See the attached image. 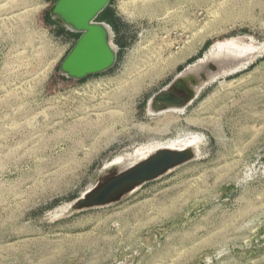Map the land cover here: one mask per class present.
I'll use <instances>...</instances> for the list:
<instances>
[{"label":"rangeland","instance_id":"rangeland-1","mask_svg":"<svg viewBox=\"0 0 264 264\" xmlns=\"http://www.w3.org/2000/svg\"><path fill=\"white\" fill-rule=\"evenodd\" d=\"M51 7L0 0V264H264V0H111L112 23L96 21L116 61L77 83L59 64L79 34ZM232 38L262 49L182 111H148ZM188 135L200 139L190 162L61 214L112 158Z\"/></svg>","mask_w":264,"mask_h":264},{"label":"water","instance_id":"water-1","mask_svg":"<svg viewBox=\"0 0 264 264\" xmlns=\"http://www.w3.org/2000/svg\"><path fill=\"white\" fill-rule=\"evenodd\" d=\"M110 2L111 0H56L52 5V18L67 30L79 34L59 64L61 76L80 81L113 67L116 49L111 45L110 27L104 22L96 21ZM250 62L233 57L220 65L207 61L206 56H203L164 89L155 93L149 102V110L155 114L172 108H186L206 85L245 69ZM196 152L192 146L181 149L166 147L125 167L117 163L106 165L95 175L81 196L65 208L62 215L117 203L140 186L190 162L197 156Z\"/></svg>","mask_w":264,"mask_h":264},{"label":"bare ground","instance_id":"bare-ground-1","mask_svg":"<svg viewBox=\"0 0 264 264\" xmlns=\"http://www.w3.org/2000/svg\"><path fill=\"white\" fill-rule=\"evenodd\" d=\"M187 19H188V17H187ZM185 20H184V22H186ZM194 22H192V24ZM186 23H188V22H186ZM181 25H183V24L181 23ZM189 25H190V23H189ZM249 43L245 44V43L241 42V45L237 46V45H235V40L233 38L227 39L224 41H220V42L213 44V47L211 48V50H209V52L205 56L207 58V61H209V62H212L213 59H218L217 63H219L220 65L223 64L227 59L233 58V57L245 59V61L246 60L252 61L254 58H256V56L259 55L260 50L262 48L261 49L259 48L260 45L258 47H256V46L251 45ZM111 45H112V43H111ZM112 47L114 48L113 45H112ZM220 60H222V61H220ZM183 109H185V108H176V109L172 108V109L164 110L162 112L169 111V110H172V111L176 110L179 112V111H182ZM148 111L152 112L151 110H148ZM159 113H161V112H159ZM188 133H190V132H188ZM185 134L186 133H184V135ZM182 135H183V133H182ZM190 135H191V133H190ZM171 139H172V137H171ZM199 141H200V139L198 136L192 135V136H189V137L183 138V139H174V140H167V141L159 142V143L155 142V143H150V144H146V145H141L138 148L134 149L133 152H131L129 154H125V155L121 154V155H118V156L112 158V160L109 162V164L117 163V164H120L122 167H125V166L131 165V164L135 163L136 161L148 156L150 153L154 152L157 149L166 148V147L181 149V148H185L187 146H192L193 148L196 149V151H197L196 153L198 154L199 153V150H198ZM65 208L62 210L64 211ZM57 211H58V209H57ZM62 212H61V214H62ZM58 215H60V214H58Z\"/></svg>","mask_w":264,"mask_h":264},{"label":"crops","instance_id":"crops-1","mask_svg":"<svg viewBox=\"0 0 264 264\" xmlns=\"http://www.w3.org/2000/svg\"><path fill=\"white\" fill-rule=\"evenodd\" d=\"M56 0H41V2L42 3H44L45 5H49V4H54V2H55ZM74 35H76L74 32H69V34H68V36H74ZM76 41V40H75ZM75 41H74V43H75ZM74 45V44H73ZM72 45V46H73ZM72 48V47H71ZM59 77H61L60 79L62 80V81H64V82H68V83H71V82H76L77 83V81L76 80H72V79H66L65 77H63V76H59Z\"/></svg>","mask_w":264,"mask_h":264},{"label":"trees","instance_id":"trees-1","mask_svg":"<svg viewBox=\"0 0 264 264\" xmlns=\"http://www.w3.org/2000/svg\"><path fill=\"white\" fill-rule=\"evenodd\" d=\"M102 18L107 22V23H112V13L108 11V8H106L102 13ZM84 80V79H83ZM83 80L77 81L81 82Z\"/></svg>","mask_w":264,"mask_h":264}]
</instances>
